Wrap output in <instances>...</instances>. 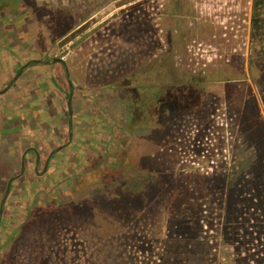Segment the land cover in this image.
I'll list each match as a JSON object with an SVG mask.
<instances>
[{
	"label": "rangeland",
	"instance_id": "374dc122",
	"mask_svg": "<svg viewBox=\"0 0 264 264\" xmlns=\"http://www.w3.org/2000/svg\"><path fill=\"white\" fill-rule=\"evenodd\" d=\"M252 1L0 0V42L13 46L6 59L21 68L62 57L73 85L69 141L64 69L45 65L52 125L63 127L54 141L64 148L47 173L29 167L13 183L7 205L17 209L6 227L17 238L2 246L3 264L21 258L20 243L38 226L57 229L44 236L49 264L158 263L162 241L175 240L179 222L192 227L193 213L206 224L210 259L264 264V57L249 70L259 50ZM38 65L30 63L26 91L38 89ZM154 65L148 80L157 84L203 79L199 104L184 111L163 103L151 123L130 130L140 92L111 85ZM217 179L235 182L223 218Z\"/></svg>",
	"mask_w": 264,
	"mask_h": 264
},
{
	"label": "trees",
	"instance_id": "16d2710c",
	"mask_svg": "<svg viewBox=\"0 0 264 264\" xmlns=\"http://www.w3.org/2000/svg\"><path fill=\"white\" fill-rule=\"evenodd\" d=\"M250 38L252 42H257L259 50L254 53L249 60V70H252L253 61L264 57V0L252 1V14H251V28ZM157 67L168 66V59L157 60L155 63ZM156 65L145 72H134L126 80L121 83L111 85L112 88H132L140 92L139 98L134 102L133 107L129 112L128 129H138L146 127L153 121L154 114L158 107L163 103H175L181 110L189 111V108H194L199 104V95H196V90L199 86L203 85L204 80L200 77L193 75L183 76L182 79H174L165 85L157 84L154 81L148 80L156 72ZM202 90H200L201 92ZM218 180V179H217ZM198 181H204L199 177ZM218 182H222L218 180ZM223 184V185H222ZM224 189V198L220 204V212L217 213L218 217L223 218L227 216L229 211L232 210L234 204L232 191L235 187V182H222ZM221 188V189H222ZM228 192V193H227ZM205 194H199L201 198ZM181 203V202H180ZM219 206V205H218ZM197 215L192 214V227H184L182 223H177L175 231V240L167 244L162 241L163 249L161 248L160 260L155 264H249L248 259H240L239 262L231 259L220 260L218 258L210 259L207 255V243L204 240L206 232L203 227L206 224H200ZM192 229V233H185V230ZM57 232L56 227L49 226L34 227L32 235H28L27 241L21 242L20 245L25 248L21 258L17 259L15 264H49L48 257L42 254L45 250H50L45 245L44 237L47 233L54 234ZM26 235V231L24 232ZM21 239L18 241V243ZM21 252H18L20 255ZM148 259V258H146ZM172 259V260H170ZM148 261V260H147ZM247 261V262H246ZM150 263V264H154ZM117 264V263H115Z\"/></svg>",
	"mask_w": 264,
	"mask_h": 264
},
{
	"label": "crops",
	"instance_id": "0c3cea01",
	"mask_svg": "<svg viewBox=\"0 0 264 264\" xmlns=\"http://www.w3.org/2000/svg\"><path fill=\"white\" fill-rule=\"evenodd\" d=\"M1 38L2 35L0 34ZM12 47V45L3 46L0 42V198L2 197L1 192L5 177H12L17 173L22 156L25 159L26 174L29 172V167H31V173L36 177H41L42 175L35 173V156L43 160L49 151L60 146L54 140L57 137H60L61 140L63 135L61 124L58 126L56 123L55 127L52 125V119L56 118V112L50 110V96L47 90L49 85L45 76L47 67L44 64H40L38 69H34L38 74L35 77V85L38 89L32 92L26 91L24 89L27 81L25 75L32 69L30 64L18 68L16 64H12L10 57L6 59L5 55L10 56L12 54L10 51ZM2 54L5 58L2 57ZM4 61L7 62L3 65L2 62ZM28 62L30 61L26 63ZM22 68L21 76L11 86H8L12 73ZM17 82H19V85H17ZM6 86L8 87L4 90ZM55 97L57 100L60 98L59 95ZM60 151L56 152V154ZM48 168L45 173L48 172ZM12 193L14 192L11 188L8 197ZM16 209V207L6 204L3 207V217L0 224V257L2 246H8L10 243L13 245L14 242L11 239L17 238L14 237L15 229H11L8 232L6 227L8 225L7 220L16 213ZM5 260L0 258V264H3Z\"/></svg>",
	"mask_w": 264,
	"mask_h": 264
},
{
	"label": "water",
	"instance_id": "95a60500",
	"mask_svg": "<svg viewBox=\"0 0 264 264\" xmlns=\"http://www.w3.org/2000/svg\"><path fill=\"white\" fill-rule=\"evenodd\" d=\"M31 62L32 63H35V64H55V63H59V64H61L63 66L64 73H65V78H66V82H67V87H68V95H67L66 106H67V117H68L67 127H68V132H69V141H70L71 138H72V133H71V129H72L71 99H72V93H73V85H72L71 80H70L69 70L67 68L66 62L64 61V59L62 57H56V58H53L48 63H45V62H43L41 60H32V61L26 63L23 67L27 66ZM22 70H23V68L18 71V74H17L16 78H18L21 75ZM14 81H15V78L9 82V85L8 86H11ZM62 148L63 147H60L59 149L55 150L54 152H57V151H59ZM54 152H52L50 154V156ZM47 162H48V159L45 162L44 171L46 170ZM23 170H24V162H23V158H22V161H21V171H23ZM2 204H3V202L1 203V205ZM0 214H1V209H0Z\"/></svg>",
	"mask_w": 264,
	"mask_h": 264
},
{
	"label": "flooded vegetation",
	"instance_id": "af4514ba",
	"mask_svg": "<svg viewBox=\"0 0 264 264\" xmlns=\"http://www.w3.org/2000/svg\"><path fill=\"white\" fill-rule=\"evenodd\" d=\"M48 62H50V61H45V63H48ZM30 64V63H29ZM28 64V65H29ZM44 65H48V64H44ZM58 147H56L55 149H53V150H51V151H49L48 152V154L45 156V158L43 159V160H40L39 159V157H37V156H35V164H34V169H35V173L37 174V175H42V174H44L45 172H46V170H47V168L49 167V162H50V160L54 157V155L56 154V152H54L56 149H57ZM61 150V149H60ZM59 150V151H60ZM52 152H54L51 156H50V154L52 153ZM58 152V151H57ZM50 156V157H49ZM22 158H23V162H24V170L23 171H19L20 169H21V164H20V167H19V169H18V171H17V173L14 175V176H12L11 177V180H10V182L8 183V185H7V187H6V190H5V192L6 193H4L3 194V204L1 205L0 204V209H1V214H0V224H1V219H2V217H3V207H4V205L6 204L7 205V201H8V196H9V193H10V189L12 188V186H13V183L14 182H16L18 179H20L22 176H24V174L26 175V166H25V159H24V156H22ZM22 158H21V161H22ZM48 159V162H47V166H46V170L44 171V167H45V162H46V160ZM42 162V164H40ZM19 172H20V175H19ZM8 206H12L13 207V205H8Z\"/></svg>",
	"mask_w": 264,
	"mask_h": 264
}]
</instances>
